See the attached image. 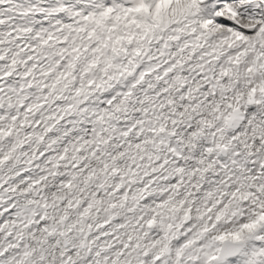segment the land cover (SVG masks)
Here are the masks:
<instances>
[{"label":"snow or ice","instance_id":"snow-or-ice-1","mask_svg":"<svg viewBox=\"0 0 264 264\" xmlns=\"http://www.w3.org/2000/svg\"><path fill=\"white\" fill-rule=\"evenodd\" d=\"M0 264H264V0H0Z\"/></svg>","mask_w":264,"mask_h":264}]
</instances>
